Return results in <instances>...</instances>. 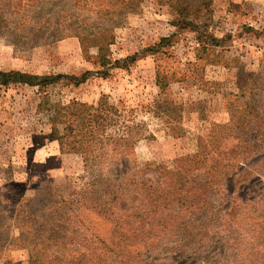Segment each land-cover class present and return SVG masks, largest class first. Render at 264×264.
I'll return each mask as SVG.
<instances>
[{
    "label": "rangeland",
    "instance_id": "374dc122",
    "mask_svg": "<svg viewBox=\"0 0 264 264\" xmlns=\"http://www.w3.org/2000/svg\"><path fill=\"white\" fill-rule=\"evenodd\" d=\"M1 70L87 78L0 83V264H264V0H0Z\"/></svg>",
    "mask_w": 264,
    "mask_h": 264
},
{
    "label": "trees",
    "instance_id": "16d2710c",
    "mask_svg": "<svg viewBox=\"0 0 264 264\" xmlns=\"http://www.w3.org/2000/svg\"><path fill=\"white\" fill-rule=\"evenodd\" d=\"M85 39H86V37H81V42L83 45H84ZM100 51H102V47H100ZM61 78L71 80L75 84H80L86 80L87 76H86V73H84L80 76H77V75H68V74H60V73L59 74L39 75V74H33V73L21 71V70H1L0 71V83H2V84H9L11 82H20V83H25V84L32 85V86H38L41 89L49 86L50 84L57 82ZM71 104H77V103L75 101H72ZM83 106H85V105H83ZM52 122L54 124L62 123V120L60 119V112L54 113V116L52 118ZM62 129H63L62 131H59V129L56 128V133H61V132L65 131L66 126H64ZM64 135L65 134H58V136L55 137L59 140L60 150L62 152H66V151L81 152L85 155V160H88L90 158V155L93 153L92 149H88L87 145H64V141L66 139V136H64ZM122 138L126 141V139L124 137H122ZM128 146L129 145H115L113 151H116L119 154H121L122 152H128V150H129ZM132 147H133V145H132ZM44 229H48L49 234H54L56 232V230H60V225H54V226H50V227L45 225L42 228L37 229V232H39L40 234H44L42 232V230H44ZM33 231H34V228H32V230H29V233L32 234ZM124 232H125V230L123 231V233L120 232V236H126L125 239H129L130 238V236H129L130 231L127 230V232H129V234H127V235H124ZM22 235H25L28 238L27 232H25V234H23L21 232V236ZM47 240L48 241L50 240L49 236L47 237ZM38 244H39L38 241H35L34 244H32L30 242L28 244H23V245L27 246V247L34 245L36 247ZM43 248H44V246L41 249H43ZM98 249H100V251H98ZM92 251H93V253H95L97 255L95 264H98V263L102 264V262H104V264H110L109 261H108L109 263L106 262L107 258H110L109 253H110V255L115 254L117 256L116 259L118 261H120V264H136L133 253L138 252L137 249L134 248L133 243H130L128 241L124 242V240L122 242H119V241H117V242H104L103 246H101L100 248L98 247L97 250H92ZM36 261H37V259H36ZM36 261L33 260V262H36ZM51 262H53V259ZM39 264H43V263L40 262Z\"/></svg>",
    "mask_w": 264,
    "mask_h": 264
},
{
    "label": "crops",
    "instance_id": "0c3cea01",
    "mask_svg": "<svg viewBox=\"0 0 264 264\" xmlns=\"http://www.w3.org/2000/svg\"><path fill=\"white\" fill-rule=\"evenodd\" d=\"M44 146H43V149H44V155H43V158H41V159H39L41 162H43V161H47L48 160V158L50 157V156H55V155H57V154H61V152L60 151H58V152H56V150H50L49 149V147L46 145V143L45 144H43ZM47 146V147H46ZM62 155V154H61ZM15 176V175H14ZM17 176V175H16Z\"/></svg>",
    "mask_w": 264,
    "mask_h": 264
}]
</instances>
